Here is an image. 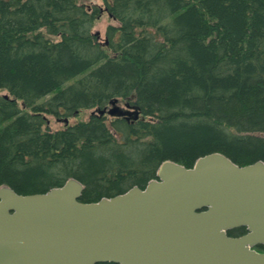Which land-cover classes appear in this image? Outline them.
Masks as SVG:
<instances>
[{"label":"trees","instance_id":"obj_1","mask_svg":"<svg viewBox=\"0 0 264 264\" xmlns=\"http://www.w3.org/2000/svg\"><path fill=\"white\" fill-rule=\"evenodd\" d=\"M102 1L118 21L108 44L93 31L99 4L0 0V187L46 192L75 177L91 202L145 187L168 159L264 160V0ZM132 95L134 123L47 126V114Z\"/></svg>","mask_w":264,"mask_h":264},{"label":"water","instance_id":"obj_2","mask_svg":"<svg viewBox=\"0 0 264 264\" xmlns=\"http://www.w3.org/2000/svg\"><path fill=\"white\" fill-rule=\"evenodd\" d=\"M118 102L93 114L140 117ZM84 188L74 177L29 194L2 185L0 264H264L253 248L264 243V160L240 165L214 151L192 167L163 161L144 188L91 202ZM241 226L248 232L228 234Z\"/></svg>","mask_w":264,"mask_h":264},{"label":"rangeland","instance_id":"obj_3","mask_svg":"<svg viewBox=\"0 0 264 264\" xmlns=\"http://www.w3.org/2000/svg\"><path fill=\"white\" fill-rule=\"evenodd\" d=\"M85 1L87 4H99L102 6V16L95 22V25L93 27V31L96 33H99L100 41L106 42L107 39V28L110 24H118V21H116L106 10L105 7L103 6V1L102 0H81ZM8 94V91L5 89H0V95H5ZM53 96V94H50L46 96L42 101L48 100ZM127 99L121 98V105H124ZM19 104L21 107H23L22 102L19 101ZM112 107V105H109ZM97 108H82L80 111L77 113H74L73 115H61V116H56L53 114H47L46 117L48 119L47 126L51 128L52 130H59V129H64L68 127L69 125H73L77 122L80 121H87L90 119V117L93 115V111H95ZM143 115H141L138 119H133L131 117L130 120L133 122L138 121L140 118H142ZM69 117V122L65 121V118ZM105 118L109 124H111L112 120H114L116 117L111 116L110 114H106ZM8 122H3L1 126H4V124H7ZM68 123V124H67Z\"/></svg>","mask_w":264,"mask_h":264},{"label":"flooded vegetation","instance_id":"obj_4","mask_svg":"<svg viewBox=\"0 0 264 264\" xmlns=\"http://www.w3.org/2000/svg\"><path fill=\"white\" fill-rule=\"evenodd\" d=\"M120 102H121V101H119V104H120ZM127 103H128V101H126L124 105H121V104H120V105H121L122 107H124L125 109H128V108H130V106H128ZM130 104H131V103H130ZM126 120L129 121V122H131V123H133L132 120H128L127 118H126ZM65 182H66V181H65ZM62 185H63V184H62ZM228 234H229V235H232V234H230L229 232H228ZM243 234H244V233H243ZM239 235H242V234H239ZM239 235H232V236H239ZM253 248H254L255 250H257V251L264 252V243H257V244H255V245L253 246Z\"/></svg>","mask_w":264,"mask_h":264}]
</instances>
